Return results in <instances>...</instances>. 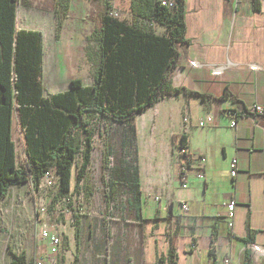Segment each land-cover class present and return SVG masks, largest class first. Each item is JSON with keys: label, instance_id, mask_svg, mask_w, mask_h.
I'll list each match as a JSON object with an SVG mask.
<instances>
[{"label": "crops", "instance_id": "1", "mask_svg": "<svg viewBox=\"0 0 264 264\" xmlns=\"http://www.w3.org/2000/svg\"><path fill=\"white\" fill-rule=\"evenodd\" d=\"M131 3L110 0V8L131 18ZM17 5L21 28L34 30L24 21L26 6ZM184 6L186 42L178 45L179 57L169 82L172 88L200 96L181 93L161 98L135 118L139 215L145 221H132L142 227L139 245L133 241L123 254L120 243L112 249V264L124 259L147 264L151 241L144 225L158 220L165 223V254L172 242L175 264H222L224 258L229 264H264V117L253 120L240 110L264 107V2L260 0L259 9L252 0H184ZM156 27L161 32L156 34L165 33L164 26ZM234 117L236 126L231 128ZM208 118L211 122L199 127ZM181 136L192 156L185 165V188L177 176L183 165L176 150ZM199 156L204 158L201 180L194 171ZM232 158L239 161L234 178L229 174ZM231 199L235 206L229 229L224 203ZM183 203L186 211L180 208ZM250 245L259 250L253 252Z\"/></svg>", "mask_w": 264, "mask_h": 264}, {"label": "trees", "instance_id": "2", "mask_svg": "<svg viewBox=\"0 0 264 264\" xmlns=\"http://www.w3.org/2000/svg\"><path fill=\"white\" fill-rule=\"evenodd\" d=\"M90 1L99 8L87 38L95 44L99 58L93 65V82L84 85L80 79H72L67 90L45 95L42 33L17 29L16 6L20 0H0V201L8 195L10 186L30 179L37 185L46 172L58 176L57 195H67L77 156L81 157L79 175L90 161L93 130L89 125L97 117L127 128L121 146L124 154L133 153V165L120 167L119 157L113 154L114 183L131 192L126 199L127 208L134 211L135 220L143 222L139 215L142 201L135 118L161 98L181 93L200 96L172 88L169 82L179 57L178 45L186 42L184 0H174L173 9L159 5L156 0H132L130 23L109 15L110 0ZM252 2L259 9L260 0ZM68 8L69 0L56 1L58 31ZM152 22L164 26L165 33L156 34ZM86 53L88 56L89 51ZM14 112L24 137L22 168L16 166ZM177 146L186 147L184 136L179 137ZM173 250L170 242L167 258L175 264ZM8 253L9 264H33L23 251L15 253L9 249Z\"/></svg>", "mask_w": 264, "mask_h": 264}, {"label": "rangeland", "instance_id": "3", "mask_svg": "<svg viewBox=\"0 0 264 264\" xmlns=\"http://www.w3.org/2000/svg\"><path fill=\"white\" fill-rule=\"evenodd\" d=\"M20 1L19 5L26 6L28 13L24 21L42 33L45 95L67 90L72 79H80L84 85H90L93 65L99 60L95 44L87 40L96 23L99 9L96 4L90 0H69L67 16L58 31L54 12L57 0ZM20 9L17 5V29L21 28L23 21L18 16ZM121 18L131 22L127 14L121 13ZM152 28L161 33L156 25ZM89 127L93 130L90 161L79 175L81 157L77 156L71 190L67 195H57L58 178L54 173L50 175L51 185L43 176L37 185L30 179L24 184L9 187L8 195L0 201V264L10 263L9 249L15 253L25 252L27 260L39 255L44 264H112V249L120 243L123 254L133 247V241L139 245L142 227L132 223L135 221L134 211L126 204L131 192L126 187L115 185L112 167L116 157H119L122 168L133 165V153L124 154L121 146V141L127 136V128L97 117L92 119ZM12 138L16 166L22 168L25 163L24 137L15 112ZM144 168L142 162L141 178ZM145 185L147 182L143 184L144 191L148 187ZM40 204L44 207L46 222L58 237L56 248L37 240ZM144 226L151 241V258L147 264H172L165 257L168 245L164 221H148ZM135 235L139 236L137 240ZM124 243L131 246L128 248ZM120 264H132L131 259H124Z\"/></svg>", "mask_w": 264, "mask_h": 264}, {"label": "built area", "instance_id": "4", "mask_svg": "<svg viewBox=\"0 0 264 264\" xmlns=\"http://www.w3.org/2000/svg\"><path fill=\"white\" fill-rule=\"evenodd\" d=\"M159 5L166 7L168 9H173L175 7V1L174 0H156ZM264 2V0H263ZM109 15L113 18H117L120 20L125 21V19L121 18V13L117 12L116 10L110 9L109 11ZM151 26H154L155 23L152 22L150 23ZM242 112H246L247 114L250 115V117L255 120V119H259L264 117V107L262 105H253L250 106L248 108H244V107H240ZM184 122H187V119L184 118ZM211 120L208 118L206 122H199V127H203L206 126L208 123H210ZM236 126V120L235 117L231 119L230 122V127L234 128ZM177 153L180 156V159L183 163L182 168L179 170L177 176L178 179L180 180L181 186L183 188L186 187L187 184V169L186 168V164H188L191 160H192V156L190 154L187 153L186 147H179L177 146L176 148ZM196 160H198L199 162V166L194 170L195 171V176L198 179H203L204 175H203V163H204V158L202 156H199L196 158ZM239 171V161L237 158H232L230 160L229 163V174L232 178H234L237 173ZM51 173L46 172L44 174V177L48 179V185H51V178H50ZM57 176V175H56ZM58 178V176H57ZM224 206L226 208L227 214H226V225L229 229L232 228L233 225V216H234V206H235V200L231 199L228 202L224 203ZM180 208L184 211L187 210V205L186 203H183ZM38 213H39V217H38V227H37V240L38 242L43 241L48 243L50 246H52L53 248H56V246L58 245V237L56 234H54L50 228V226L48 225V223L46 222L45 218H44V207L43 205H39V209H38ZM251 249L253 252H257L259 249L257 246L255 245H250ZM33 264H44L43 258L40 257L39 255L34 256L32 258ZM222 264H229V259L228 258H224L222 261Z\"/></svg>", "mask_w": 264, "mask_h": 264}]
</instances>
